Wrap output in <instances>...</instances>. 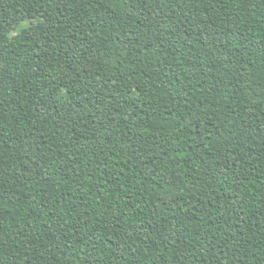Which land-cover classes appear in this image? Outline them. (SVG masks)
<instances>
[{
  "label": "trees",
  "instance_id": "trees-1",
  "mask_svg": "<svg viewBox=\"0 0 264 264\" xmlns=\"http://www.w3.org/2000/svg\"><path fill=\"white\" fill-rule=\"evenodd\" d=\"M0 264H264V0H0Z\"/></svg>",
  "mask_w": 264,
  "mask_h": 264
}]
</instances>
